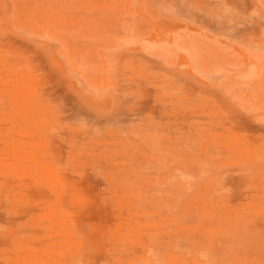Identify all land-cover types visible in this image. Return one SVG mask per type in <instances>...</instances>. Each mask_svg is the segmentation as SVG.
Instances as JSON below:
<instances>
[{
	"label": "rangeland",
	"instance_id": "1",
	"mask_svg": "<svg viewBox=\"0 0 264 264\" xmlns=\"http://www.w3.org/2000/svg\"><path fill=\"white\" fill-rule=\"evenodd\" d=\"M0 264H264V0H0Z\"/></svg>",
	"mask_w": 264,
	"mask_h": 264
}]
</instances>
